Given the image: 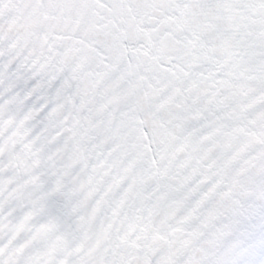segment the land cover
Returning a JSON list of instances; mask_svg holds the SVG:
<instances>
[{
	"label": "snow or ice",
	"instance_id": "snow-or-ice-1",
	"mask_svg": "<svg viewBox=\"0 0 264 264\" xmlns=\"http://www.w3.org/2000/svg\"><path fill=\"white\" fill-rule=\"evenodd\" d=\"M0 264H264V0H0Z\"/></svg>",
	"mask_w": 264,
	"mask_h": 264
}]
</instances>
